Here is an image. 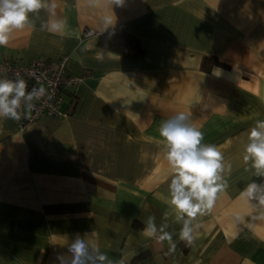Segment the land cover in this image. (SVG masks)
<instances>
[{"label":"crops","instance_id":"obj_1","mask_svg":"<svg viewBox=\"0 0 264 264\" xmlns=\"http://www.w3.org/2000/svg\"><path fill=\"white\" fill-rule=\"evenodd\" d=\"M46 3L55 15L30 14L33 26L15 30L0 58L66 56L81 81L63 94L65 118L21 132L0 118V264H72L77 239L86 245L82 264H264V205L240 196L264 184L244 161L249 132L264 121V0ZM53 19L67 28L41 27ZM110 29L134 36L140 53L100 48L98 35ZM207 59L217 63L204 69ZM180 113L221 151L218 183L226 184L192 219L191 244L169 203L173 173L158 131ZM164 233L171 243L159 241Z\"/></svg>","mask_w":264,"mask_h":264},{"label":"clouds","instance_id":"obj_2","mask_svg":"<svg viewBox=\"0 0 264 264\" xmlns=\"http://www.w3.org/2000/svg\"><path fill=\"white\" fill-rule=\"evenodd\" d=\"M124 0H106L109 6H122ZM48 9L55 15L53 4L51 8L46 0H0V47L7 46L15 30L33 26L30 14ZM112 17L104 18L105 24H111ZM51 33H60L67 28L66 19H53L42 24ZM219 76L217 73H215ZM45 89L27 91L25 80L17 78L15 81L0 79V118L21 119L18 111L21 101H32L43 95ZM29 109L31 105L28 106ZM188 116L183 113L163 121L159 126V136L166 148L165 159L171 167L173 176L169 185L171 199L169 203L177 210V219H183L180 239L191 244L194 240L193 229L189 226L197 214L211 210L217 199V193L225 185L218 183L224 171L223 155L218 147L210 143H202L204 133L186 121ZM249 143L245 147L244 161H251L254 175L264 177V121H257L248 134ZM230 169V165H229ZM242 198H258L259 204L264 205V184L249 183L240 192ZM187 219H184V217ZM154 217H149L144 234L148 237L156 233L153 223ZM172 242V237L164 233L159 241ZM73 253L72 264H82L81 258L86 255V245L77 239L69 249ZM98 251V249H97ZM100 261L108 260L104 254L99 255ZM108 264L112 261L108 260Z\"/></svg>","mask_w":264,"mask_h":264},{"label":"built area","instance_id":"obj_3","mask_svg":"<svg viewBox=\"0 0 264 264\" xmlns=\"http://www.w3.org/2000/svg\"><path fill=\"white\" fill-rule=\"evenodd\" d=\"M84 37L94 36L90 30L83 33ZM68 58L61 57L56 63H49L45 60L35 59L29 61H18L14 59L0 58V79L15 81L17 78L25 80L27 91L45 89L43 95L32 101H21L18 109L21 119L13 120L18 131L33 126L42 118H65L68 113L63 112V94L67 89L73 90L81 81V77L68 74ZM29 105L31 108L29 109Z\"/></svg>","mask_w":264,"mask_h":264},{"label":"trees","instance_id":"obj_4","mask_svg":"<svg viewBox=\"0 0 264 264\" xmlns=\"http://www.w3.org/2000/svg\"><path fill=\"white\" fill-rule=\"evenodd\" d=\"M98 46L104 50L112 51L124 57H134L140 53L137 39L119 29H110L98 35ZM217 63L214 59H207L204 62V69L210 64Z\"/></svg>","mask_w":264,"mask_h":264}]
</instances>
